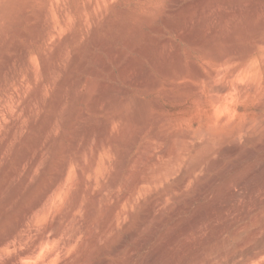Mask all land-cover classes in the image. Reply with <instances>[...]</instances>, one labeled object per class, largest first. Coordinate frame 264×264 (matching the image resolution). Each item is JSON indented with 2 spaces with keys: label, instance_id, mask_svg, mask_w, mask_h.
I'll use <instances>...</instances> for the list:
<instances>
[{
  "label": "rangeland",
  "instance_id": "1",
  "mask_svg": "<svg viewBox=\"0 0 264 264\" xmlns=\"http://www.w3.org/2000/svg\"><path fill=\"white\" fill-rule=\"evenodd\" d=\"M261 3L0 0V185L23 158L39 162L26 184L21 177L12 184L22 193L18 201L1 200L0 235L67 158L66 175L47 203L50 215L30 223L36 228L30 242L47 224L55 226L37 259L74 233V222L85 233L51 264L239 258V238L254 243L253 224L264 235ZM232 45L247 50L242 59L220 62ZM215 70L220 74L210 83ZM230 83L239 90L213 88ZM137 177L142 181L134 186ZM150 204L152 216L140 223ZM108 212L113 226L101 232ZM94 235L96 244L89 241ZM0 248V264L20 252ZM249 264H264V255Z\"/></svg>",
  "mask_w": 264,
  "mask_h": 264
},
{
  "label": "bare ground",
  "instance_id": "2",
  "mask_svg": "<svg viewBox=\"0 0 264 264\" xmlns=\"http://www.w3.org/2000/svg\"><path fill=\"white\" fill-rule=\"evenodd\" d=\"M262 1H263V3H261V4H264V0H262ZM256 3L258 4L259 2H256ZM258 5L255 6V7L257 8ZM258 11L259 10H257V9L252 10V14L259 13ZM261 11H262V9H261ZM260 13H259L258 16L261 15ZM60 15L62 16V12H60ZM210 20L213 21V18H210ZM259 24H260V27L263 26L264 25V20H261ZM43 31L46 34L50 32L49 30H47L45 28H43ZM203 39L204 40L207 39L206 33L203 34ZM65 47H66V45H62L61 47H59L58 51H61ZM246 51L247 50H245V49L237 50L236 46L232 45L231 47L228 48V51L224 55L218 56V59L222 63H224V62H226V61H228L229 59H232V58H234V59H242V57L244 56ZM42 66H43L44 71L47 73V69L48 68L45 66V63H43ZM219 74H220V71L219 70H215V72H213V75H210L211 77H210V79H208L209 82L213 83L214 82L213 80L217 76H219ZM196 75L200 79L204 78L203 74L201 73V71H196ZM236 75H237V73H236ZM236 75L234 74V76H236ZM230 76L231 75H229V77ZM52 79H53V77H52ZM237 82H238V80H237ZM226 83H228V82H226ZM211 85L213 86V84H211ZM213 88H215V90L217 92L218 91L232 92L233 90L237 89V87L234 88V86H232L231 83L229 85H227L226 87H218V86H216V87H213ZM237 90H239V88ZM214 95L213 96L211 95V97H214ZM215 97L217 98V95ZM212 100H214V99H212ZM214 101H216V99ZM220 111H222V110H220ZM0 114H1V111H0ZM214 119H215L216 122H223V120H224L223 118L220 117V115L218 117V114H217V116ZM226 122H227V120H226ZM51 126H52V123H51V125L50 124L48 125L49 130H50ZM12 127L13 128L14 127L15 128H19L20 127V122H13L12 123ZM138 134H139V132H138ZM10 138H11V136L7 137L8 140ZM235 149H236V147H232L230 150H235ZM3 153H4L3 149H0V171H2L3 167H4L3 166V158H2L3 157ZM68 160L69 159L64 158L59 163V168L55 172L52 181L47 185L46 188H44V190L41 193L39 192L40 194L38 196H36L32 200V202H31V204L29 206H26V207L23 206L20 209V211L18 212V214L15 217V219L10 224H8L6 226L4 232L0 235V247H7L8 249H10V248H18L20 250V252L18 253L19 254L18 257L12 258V259L7 258V259H9L7 264H51L50 261H51L52 258L61 257L62 254L65 252V250L69 249V247L71 248V246L73 247V245L77 242V238L79 237V235L85 233V230H86L85 229V225L82 224V223L74 222V224L76 225V231L74 233L66 234V236L60 242H58L57 246L55 247V250L53 252L49 253V254H46L47 255L46 259H42V258L41 259H37V257L42 252V250L44 248L46 249L48 247V244L52 240H54V236H55V228L54 227L55 226L53 224H50V225L47 224V226H46V224H45V226H46V228L44 227L45 230H43L42 232H39L35 236V239L32 242H30L29 239H28V236L30 234L33 235V233H34V231L36 229L33 226H30V223L35 221V220L39 222V221L44 220L46 217H48V214L50 213L49 212L50 209H48L47 203L52 198V193H53L54 188L58 184L61 183V181L64 179V177L66 175V166L68 164ZM20 162H21V164H19L20 167L17 170L13 169L12 171H8V175L9 176H8L7 180L0 185V202H1V200L3 198H5L8 195L13 196L11 198L8 197L11 200L13 199V200L18 201L17 199L20 198L22 193H20L19 190L14 189L12 184L14 183V181L18 180L19 177H21L22 182L26 184L28 182V180L34 176V174L36 172V169H37V166L39 165V162L35 159V157H33V158L25 157L22 160H20ZM14 172L16 173L15 175H14ZM141 181H142L141 178L137 177V178L133 179L132 184L134 186H138L141 183ZM110 186H112V183L110 184ZM20 191H21V189H20ZM126 197H127V194L124 193L122 198H126ZM160 200H158L159 201V203H157L158 205H161ZM117 202L118 201H116V203ZM154 207H155L154 204H150L149 205V208H148L147 212L142 216L140 223H144L148 219V217L154 212ZM3 211H4V209L2 208L1 209V213L2 214H3ZM111 211H113V209L110 210L109 212H111ZM89 212L91 213V210ZM109 212L105 216L104 220L101 222V224H102L101 232H103L104 230L109 231L111 229V227L113 226L112 223H111L112 214L109 213ZM172 212H175V211H172ZM253 225H254V228H252L253 229L252 234H253V237H255L254 238V243L252 245H250L249 242L251 241V239H243V238L240 237L239 238V243H238V247L239 248L237 250L240 253V254H238L240 257L236 258L237 257L236 256L235 258L234 257H232L231 259L229 258L230 260H228L224 264H249V263L255 262L261 256L264 255V235H262V236L259 235L260 237L257 236V233L259 231V226L261 224L259 226H258V224H253ZM183 227H185V226H183ZM135 233H136V231H134V230H132L131 232L129 231V233H127L125 239H129ZM241 233H243V232H241ZM244 238H246V237H244ZM98 239H99V237H97V235H94V236L90 237L89 241H91V242L96 244V242L99 241ZM124 241L125 240L119 242V244L113 248L114 252H118L119 246ZM93 243H91L92 246H93ZM43 252H44V250H43ZM153 256L154 255H152L151 260L153 259ZM230 256H231V254H230ZM60 259H62V258H60ZM59 262H60L59 264H76V263H72V261H71V263L70 262L66 263L64 261H63V263L61 261H59ZM105 262H106L105 260H100V261H97L95 264H104Z\"/></svg>",
  "mask_w": 264,
  "mask_h": 264
}]
</instances>
